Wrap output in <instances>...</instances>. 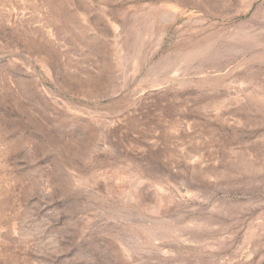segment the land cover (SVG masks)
<instances>
[{"label": "rangeland", "instance_id": "obj_1", "mask_svg": "<svg viewBox=\"0 0 264 264\" xmlns=\"http://www.w3.org/2000/svg\"><path fill=\"white\" fill-rule=\"evenodd\" d=\"M263 25L264 0H0V264H264V34L234 41Z\"/></svg>", "mask_w": 264, "mask_h": 264}, {"label": "bare ground", "instance_id": "obj_2", "mask_svg": "<svg viewBox=\"0 0 264 264\" xmlns=\"http://www.w3.org/2000/svg\"><path fill=\"white\" fill-rule=\"evenodd\" d=\"M185 1V0H184ZM214 1V0H213ZM217 1V0H216ZM224 1V0H223ZM235 2H237L238 4H244V2H245V0H234ZM217 3V2H216ZM215 3V4H216ZM222 2H220V4H221ZM225 4V3H224ZM212 5V4H211ZM217 5H218V3H217ZM231 5V4H230ZM198 6V5H197ZM220 6V5H219ZM228 6V5H227ZM213 7V6H212ZM242 7V6H241ZM227 8V7H226ZM225 8V9H226ZM216 9V8H215ZM240 9V8H239ZM244 10H240L239 12H243ZM146 12H148V11H146ZM150 12V11H149ZM158 12V11H157ZM155 13L153 16L151 15L150 17V23H149V21H148V25H151L152 27H154L155 25H156V21L162 16V13L160 12H158V13ZM151 13V12H150ZM225 15V14H224ZM146 17V16H145ZM163 18V17H162ZM161 18V19H162ZM166 18V17H165ZM146 19V18H145ZM144 20V19H143ZM143 20H142V22H143ZM159 21H160V19H159ZM151 22H152V24H151ZM130 23V22H129ZM144 25H145V23H144ZM146 25H147V22H146ZM145 25V26H146ZM139 26V25H138ZM264 26V25H263ZM148 27V26H147ZM255 26H253V28H254ZM262 27V26H261ZM151 28V27H150ZM146 29V28H145ZM239 29V28H238ZM258 29H259V27H258ZM261 29V28H260ZM263 29V28H262ZM261 29V30H262ZM125 30V29H124ZM135 30V29H134ZM240 30V29H239ZM260 30V31H261ZM139 32L138 30H137V27H136V30H135V32ZM146 31V30H145ZM144 31V32H145ZM134 32V31H133ZM142 32V31H141ZM240 32V31H239ZM239 32H238V36H239ZM243 32V31H242ZM244 33V32H243ZM263 32H261V33H259V32H251V33H246V34H244V35H241V36H239L238 37V39L237 40H234V41H240L241 43L243 42V41H249V40H258V39H260L261 37H263ZM130 35V34H129ZM144 35V34H143ZM213 35V34H212ZM211 35V36H212ZM236 35H237V33H236ZM133 36H135V35H133ZM148 36V35H147ZM209 36V35H208ZM136 37V36H135ZM236 37V36H235ZM133 38V37H132ZM128 39H129V37H128ZM147 39V38H146ZM231 38H229L228 40H230ZM232 39H233V37H232ZM135 40V39H134ZM141 40V39H140ZM139 40V41H140ZM219 40V39H218ZM263 40V39H262ZM143 41H146V40H143ZM129 42H131V38H130V41ZM232 42V41H231ZM257 42V41H256ZM134 43V42H133ZM133 43H130V45L131 44H133ZM240 43V44H241ZM253 43V42H252ZM255 43V42H254ZM138 44V43H137ZM146 44V43H145ZM198 44V43H197ZM256 44V43H255ZM256 45H258V43L256 44ZM260 45V44H259ZM137 46V45H136ZM211 46V45H210ZM220 46H221V44H220ZM254 46V45H253ZM253 46H252V48H253ZM212 47V46H211ZM246 47H249V48H251L249 45H246ZM256 47V46H255ZM254 47V48H255ZM242 48V47H241ZM205 49V48H204ZM215 49V48H214ZM213 49V50H214ZM185 50V49H184ZM190 50V49H189ZM196 50V49H195ZM197 50H199V48L197 49ZM247 50V49H246ZM138 51V50H137ZM140 51V50H139ZM200 51H201V49H200ZM202 51H204V50H202ZM237 51V50H236ZM239 51H241V50H239ZM250 51V50H249ZM252 52H254L253 50H251ZM134 52H136V51H134ZM197 52V51H196ZM195 52V53H196ZM210 52V51H209ZM259 52H260V49H259ZM193 53V52H192ZM194 53V54H195ZM244 53V52H243ZM239 54H241V53H239ZM173 55V54H172ZM242 55V54H241ZM171 56V55H170ZM226 56V55H225ZM231 57V56H230ZM184 58V57H183ZM186 58V57H185ZM189 58V57H188ZM191 58V57H190ZM194 58V57H193ZM210 58V57H209ZM214 58V57H213ZM232 58V57H231ZM258 58V57H257ZM218 59V58H217ZM212 61V60H211ZM187 62V61H186ZM223 63V62H222ZM157 66V65H156ZM214 67V66H213ZM158 82H159V80H158Z\"/></svg>", "mask_w": 264, "mask_h": 264}]
</instances>
